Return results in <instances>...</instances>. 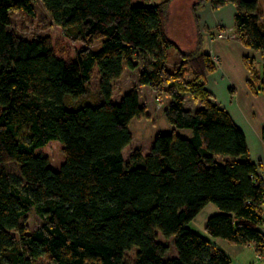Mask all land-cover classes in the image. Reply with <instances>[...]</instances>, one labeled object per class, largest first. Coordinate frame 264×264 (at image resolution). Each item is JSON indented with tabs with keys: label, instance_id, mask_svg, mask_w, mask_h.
Here are the masks:
<instances>
[{
	"label": "trees",
	"instance_id": "16d2710c",
	"mask_svg": "<svg viewBox=\"0 0 264 264\" xmlns=\"http://www.w3.org/2000/svg\"><path fill=\"white\" fill-rule=\"evenodd\" d=\"M38 1L54 30L28 40L8 26L12 11L33 15L32 0H0V166L18 170H0V264H34L44 256L52 264H125L133 248L132 264H231L189 227L210 204L218 213L205 222L208 237L251 245L264 256L258 169L243 132L204 86L215 68L210 56L182 51L166 36L169 1ZM204 2L213 10L233 4L236 39L264 49L257 0H198L192 9ZM170 48L182 58L178 67L166 65ZM243 61L247 86L264 94V65L259 72L252 59ZM95 68L97 98L74 104ZM125 69L157 101L166 98L173 128L157 134L147 154L134 150L128 160L122 152L131 142L129 124L145 107L136 87L112 99ZM54 140L64 157L57 171L36 154ZM31 211L41 221L34 230L25 224ZM159 237L172 238V256Z\"/></svg>",
	"mask_w": 264,
	"mask_h": 264
},
{
	"label": "crops",
	"instance_id": "0c3cea01",
	"mask_svg": "<svg viewBox=\"0 0 264 264\" xmlns=\"http://www.w3.org/2000/svg\"><path fill=\"white\" fill-rule=\"evenodd\" d=\"M165 1L167 0H163L161 3ZM168 1L171 2L172 0ZM169 2L167 5L169 11L168 22L171 14ZM194 4H196V1L190 5L189 13L191 14L194 32H197L198 36L191 37L192 45L189 46L190 48L182 49V45L167 36V20L164 26L165 34L182 51L197 49L203 54H208L211 61L213 59L216 60V62H213L215 65L214 70L206 74L204 78V86L211 94L213 101L228 113L234 124L243 132L248 156L256 165L259 178L264 186V140L261 137L262 130H264V94L259 90L252 92L247 86L248 70L243 61L244 58L252 59L256 70L260 72L264 65V49L254 51L244 47L234 38L233 26L236 7L233 4H226L213 10L208 2H204L193 10ZM175 25L180 33L185 32L183 28L185 27L184 21L178 18ZM218 29H223L224 33L228 34V37L226 36L225 39L216 38ZM184 35L187 37L186 34ZM229 35L232 36L229 37ZM186 39L188 40L189 37ZM175 51L177 53V50ZM166 54H170L173 60L171 64H167L166 61V65L169 68L178 67L183 62L173 52H169V49ZM141 88H146L151 92L148 87ZM194 104L197 103L192 102L189 106L192 107ZM171 130L173 128L169 125V130L167 131ZM178 133L182 136H188V132L185 131H178ZM156 135L154 134L151 144ZM149 150L150 148L144 154H147ZM216 213L218 211L214 205L206 206L189 224L190 229L224 251L230 258L231 264H264V262H256V253L253 246L234 245L222 239L210 238L206 235L204 232L205 222ZM261 216L263 224L260 229L264 235V205L261 207Z\"/></svg>",
	"mask_w": 264,
	"mask_h": 264
},
{
	"label": "rangeland",
	"instance_id": "374dc122",
	"mask_svg": "<svg viewBox=\"0 0 264 264\" xmlns=\"http://www.w3.org/2000/svg\"><path fill=\"white\" fill-rule=\"evenodd\" d=\"M163 0H131L132 5H156L161 3ZM171 1V0H170ZM198 0H172L170 3V20L168 22L169 11L168 7L166 8L167 15V25L166 33L167 36L173 38L180 45L182 49H188L191 44V37H197V32H194L193 22L191 21V14L189 13L190 5ZM258 3V14L261 21H264V0H257ZM33 15H28L21 10H15L10 13V24L8 26V31L13 32L15 35L25 38V39H36L41 38L46 35H49L53 32L54 28L50 16L43 8L41 3L38 0H32ZM198 8V7H197ZM196 8V9H197ZM178 16V17H177ZM184 21L185 29L184 33L178 31V27L175 25L177 19ZM234 31V30H233ZM189 37L187 40L185 35ZM228 34L224 33L223 29H218L216 38L225 39ZM232 35H229L231 37ZM234 38H236L235 33H233ZM228 37V36H227ZM98 46H95L96 50ZM169 52H173L174 55L178 56L180 59L181 56L176 53L174 49H169ZM167 64L172 63V56L166 54ZM212 62H216L213 59ZM169 67V66H168ZM136 87L138 89V95L140 97L141 103L145 107V115L142 117L134 118L129 124V130L131 133V142L123 150V156L125 160H128L129 155L134 150H139L141 154H144L148 151L151 146V141L154 134H162L168 132L169 124L165 116V106L167 101L158 98L157 101L153 92H149L146 88H141L137 83V75L135 71L124 70L122 76L117 81L112 84V99L118 101L121 96L126 93L130 88ZM97 69H94L92 78L87 84L85 89V94H83L78 99H75L74 104H82L87 102H94L97 98ZM153 97V98H151ZM190 100L189 96L186 98V103ZM190 103V102H189ZM36 154L45 157L48 161V166L57 171L60 165L63 162V152L61 144L58 141H50L46 146L41 147L36 150ZM5 170L12 174H17V166L13 163L6 164L1 167L0 170ZM41 221L36 216V214L31 211L27 214L26 226L29 230H34L40 225ZM161 242L169 245L170 249L166 254V257H170L174 254L175 249L172 247V238L164 240L163 238H158ZM136 249L133 248L131 251L124 254L125 264H132L134 260V254ZM34 264H52L48 257L44 256L41 259L37 260Z\"/></svg>",
	"mask_w": 264,
	"mask_h": 264
},
{
	"label": "built area",
	"instance_id": "2783aa9c",
	"mask_svg": "<svg viewBox=\"0 0 264 264\" xmlns=\"http://www.w3.org/2000/svg\"><path fill=\"white\" fill-rule=\"evenodd\" d=\"M255 259H256V262H258V263L264 262V256L263 255L256 254Z\"/></svg>",
	"mask_w": 264,
	"mask_h": 264
}]
</instances>
